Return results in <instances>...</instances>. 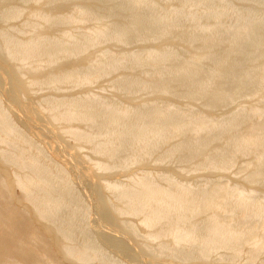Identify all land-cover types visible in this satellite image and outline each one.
I'll use <instances>...</instances> for the list:
<instances>
[{
    "label": "bare ground",
    "instance_id": "obj_1",
    "mask_svg": "<svg viewBox=\"0 0 264 264\" xmlns=\"http://www.w3.org/2000/svg\"><path fill=\"white\" fill-rule=\"evenodd\" d=\"M8 19L0 264H264V0H0Z\"/></svg>",
    "mask_w": 264,
    "mask_h": 264
},
{
    "label": "rangeland",
    "instance_id": "obj_2",
    "mask_svg": "<svg viewBox=\"0 0 264 264\" xmlns=\"http://www.w3.org/2000/svg\"><path fill=\"white\" fill-rule=\"evenodd\" d=\"M22 6V5H21ZM19 22L18 19H8L7 21L4 20H0V24H3L5 26H9V25H15ZM8 31V30H7ZM148 43V42H147Z\"/></svg>",
    "mask_w": 264,
    "mask_h": 264
}]
</instances>
